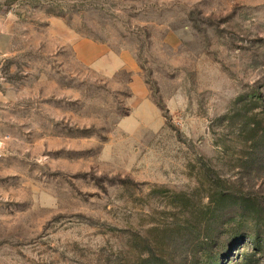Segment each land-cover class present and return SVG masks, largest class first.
<instances>
[{
	"label": "rangeland",
	"instance_id": "rangeland-1",
	"mask_svg": "<svg viewBox=\"0 0 264 264\" xmlns=\"http://www.w3.org/2000/svg\"><path fill=\"white\" fill-rule=\"evenodd\" d=\"M0 93V264H264V0H0Z\"/></svg>",
	"mask_w": 264,
	"mask_h": 264
},
{
	"label": "crops",
	"instance_id": "crops-1",
	"mask_svg": "<svg viewBox=\"0 0 264 264\" xmlns=\"http://www.w3.org/2000/svg\"><path fill=\"white\" fill-rule=\"evenodd\" d=\"M77 52V49H76ZM89 52L88 56L95 55L93 58L97 56L96 67L102 72L110 75L118 72L120 69L126 66L125 62L119 58L118 56H114L106 52L104 48L98 49V51ZM85 56V55H84ZM132 89L134 91V97L139 100V103L142 104V109L147 108L150 109L151 112H159L158 106L151 101L150 94L146 88V85L142 81L141 78L136 77L133 78L132 81ZM0 101H1V93H0ZM141 114V113H140Z\"/></svg>",
	"mask_w": 264,
	"mask_h": 264
},
{
	"label": "built area",
	"instance_id": "built-area-1",
	"mask_svg": "<svg viewBox=\"0 0 264 264\" xmlns=\"http://www.w3.org/2000/svg\"><path fill=\"white\" fill-rule=\"evenodd\" d=\"M7 141H9V136H7V135L4 136L0 132V158H2V156H3L2 152L5 148Z\"/></svg>",
	"mask_w": 264,
	"mask_h": 264
}]
</instances>
